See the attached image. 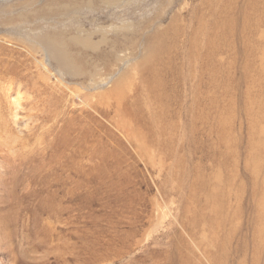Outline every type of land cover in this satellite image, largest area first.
<instances>
[{
	"label": "rangeland",
	"instance_id": "374dc122",
	"mask_svg": "<svg viewBox=\"0 0 264 264\" xmlns=\"http://www.w3.org/2000/svg\"><path fill=\"white\" fill-rule=\"evenodd\" d=\"M0 85V264H264V0H0Z\"/></svg>",
	"mask_w": 264,
	"mask_h": 264
},
{
	"label": "bare ground",
	"instance_id": "6f19581e",
	"mask_svg": "<svg viewBox=\"0 0 264 264\" xmlns=\"http://www.w3.org/2000/svg\"><path fill=\"white\" fill-rule=\"evenodd\" d=\"M79 3V2H78ZM89 5V4H88ZM59 7V6H58ZM77 7V6H76ZM58 9V8H57ZM76 9V8H75ZM77 9H78V7H77ZM60 11V10H59ZM67 11V10H66ZM74 11V10H73ZM52 12V11H51ZM54 12V11H53ZM65 12V11H64ZM77 13V12H76ZM45 14H46V12H45ZM48 14V13H47ZM50 14V13H49ZM52 14V13H51ZM57 14H59V13H57ZM61 14H62V12H61ZM71 14V13H70ZM200 19V18H199ZM78 31V34L79 35H76V36H73L70 40H66V39H64L62 36H61V34H55L56 36L54 37V39L53 40H51V39H47L46 37H45V39H44V44H45V46H46V48H47V50H48V52L51 54V56L52 57H54L55 59H56V61H57V63H59L62 67H63V69L65 68H67L68 67V59H67V57L69 56L68 54H67V52H66V49H65V44H66V42H68V41H71L70 42V44L72 43L73 45H76V47L78 46H81V47H83L84 45H86V44H92L91 43V41L89 40V37L91 36L90 34H86V36H84L83 38H81L80 37V31L79 30H77ZM77 33V32H76ZM167 34V33H166ZM48 35V34H47ZM53 35V34H52ZM162 35V34H161ZM160 35V37H162ZM113 37V36H112ZM41 38V37H40ZM43 38V37H42ZM166 39V38H165ZM104 41V40H103ZM71 44V45H72ZM107 45V44H106ZM93 46V45H92ZM43 47V46H42ZM88 47V46H87ZM109 47V46H108ZM84 48V47H83ZM90 48V47H89ZM92 48H94V47H92ZM91 48V49H92ZM44 49V48H43ZM45 50V49H44ZM107 52V51H106ZM114 52H113V50H110L109 52H108V54H105V56L104 57H106V56H111L112 54H113ZM88 54V53H87ZM103 54V53H102ZM96 55V54H95ZM75 57V56H74ZM103 57V56H102ZM77 59V58H76ZM80 59H81V57H80ZM79 60V59H78ZM72 61V60H71ZM70 61V62H71ZM80 61V60H79ZM90 61V60H89ZM98 61V60H97ZM91 63V62H90ZM72 64V63H71ZM96 64V63H95ZM71 66V65H70ZM61 68V67H60ZM92 69V68H91ZM111 71V70H110ZM70 73V72H69ZM110 73V72H109ZM3 77V76H2ZM147 77V76H146ZM156 77V75H152V76H148V79H154ZM7 78V77H6ZM93 78V77H92ZM76 79V78H75ZM87 81V80H86ZM100 81V80H99ZM98 81V82H99ZM100 83V82H99ZM106 83V82H105ZM107 84V83H106ZM93 85V84H92ZM100 86H102V85H98V87H100ZM3 86H1L0 85V104H1V102L4 100L3 98L4 97H7V95H8V93H9V91H10V89L12 88L11 86H9L7 89L8 90H4L3 88H2ZM120 90V87H118V83H116V84H114V86L111 88V89H108V90H106L105 92H103V93H94L95 95H94V97L96 98V102H95V104H94V106H93V109H94V111H96L97 113L100 111V109L102 110V105H104L106 102H107V100H108V98L109 97H111V96H114V95H116V94H118V91ZM22 93V92H21ZM26 94V93H25ZM92 94V93H91ZM58 96V95H57ZM20 97V96H19ZM8 98V97H7ZM93 99V96H86V100H87V104H88V106L89 107H92V105L93 104H91V102H92V99ZM136 98V97H135ZM17 100V99H16ZM106 100V101H105ZM94 101V100H93ZM105 101V102H104ZM4 102H5V100H4ZM20 105V104H19ZM19 107V106H18ZM39 108V107H38ZM2 109V108H1ZM5 110V109H4ZM15 110H16V107H15ZM3 111V110H2ZM44 111V110H43ZM42 111V112H43ZM51 111V110H50ZM3 113V112H2ZM2 113H0V120L1 119H3V114ZM15 113H16V111H15ZM46 113H47V111H46ZM50 113V112H49ZM48 114V113H47ZM32 115V114H31ZM30 115V116H31ZM14 116V115H13ZM33 116H34V114H33ZM15 117V116H14ZM13 117V118H14ZM38 117V116H37ZM53 117V116H52ZM16 118V117H15ZM61 118V117H60ZM59 119V118H58ZM63 119V118H62ZM17 121V120H16ZM3 122V121H2ZM2 124V123H1ZM7 124V123H6ZM3 126L5 125V124H2ZM6 126V125H5ZM4 126V127H5ZM1 127V126H0ZM27 127V126H26ZM67 127H69V125H67ZM3 129V128H2ZM1 131V130H0ZM22 133V132H21ZM1 135V134H0ZM3 137V136H2ZM41 137V136H40ZM7 141V140H6ZM8 142V141H7ZM0 145H1V143H0ZM3 145V144H2ZM34 149V148H33ZM9 151V150H8ZM11 152V151H10ZM36 153V152H35ZM12 154V153H11ZM14 154V153H13ZM26 154V153H25ZM23 157V156H22ZM2 159V158H1ZM4 159V158H3ZM23 161V160H22ZM2 162H3V160H2ZM2 162L0 163V164H2ZM6 162V161H5ZM21 167V166H20ZM3 168V167H2ZM18 168V167H17ZM3 218V217H2ZM5 226V225H4Z\"/></svg>",
	"mask_w": 264,
	"mask_h": 264
}]
</instances>
